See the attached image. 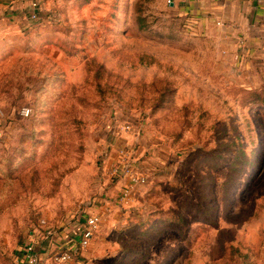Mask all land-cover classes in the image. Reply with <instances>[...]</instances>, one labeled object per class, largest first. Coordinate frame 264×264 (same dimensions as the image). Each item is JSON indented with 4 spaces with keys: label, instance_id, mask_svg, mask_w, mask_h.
<instances>
[{
    "label": "rangeland",
    "instance_id": "1",
    "mask_svg": "<svg viewBox=\"0 0 264 264\" xmlns=\"http://www.w3.org/2000/svg\"><path fill=\"white\" fill-rule=\"evenodd\" d=\"M38 1L0 15V264L92 213L61 264H264V57L184 0Z\"/></svg>",
    "mask_w": 264,
    "mask_h": 264
},
{
    "label": "crops",
    "instance_id": "2",
    "mask_svg": "<svg viewBox=\"0 0 264 264\" xmlns=\"http://www.w3.org/2000/svg\"><path fill=\"white\" fill-rule=\"evenodd\" d=\"M31 1L0 0V15L6 11L15 20L25 18ZM185 1L191 7V19L199 29H205L210 21L223 29V53L232 63H239L240 68L249 67L253 65L250 56L264 57V0H184L187 4ZM239 58H242L241 62ZM80 227L67 233H56L45 246H41L43 242L39 239L38 246L44 252L45 249L47 252L73 247L79 239Z\"/></svg>",
    "mask_w": 264,
    "mask_h": 264
},
{
    "label": "built area",
    "instance_id": "3",
    "mask_svg": "<svg viewBox=\"0 0 264 264\" xmlns=\"http://www.w3.org/2000/svg\"><path fill=\"white\" fill-rule=\"evenodd\" d=\"M40 8L41 6L38 0L31 1L27 12V18L30 22L34 23L40 20ZM22 112L25 115H29L30 109L28 107L24 108ZM131 124L132 123H126L122 128H124L125 130H129L132 128ZM126 175L130 177L131 184L130 187H126L123 190L122 197L128 199L127 197H129L130 195L132 186L139 183H145L147 181V177L146 175L135 173L132 168H127ZM100 221V214H89L85 218V223L80 227L79 239L76 245L73 247H66L60 250L54 249L47 252L45 249L44 252L43 248L38 250V242H26L22 247L21 253L19 254L15 264H49L50 262L61 264L78 259L81 255L84 254V250L86 249V247L89 246L95 231H97V229L99 228ZM56 233L51 228H45V233H43L44 237L41 240V243L46 241L47 245L52 236ZM42 252L45 253L44 256H42Z\"/></svg>",
    "mask_w": 264,
    "mask_h": 264
}]
</instances>
